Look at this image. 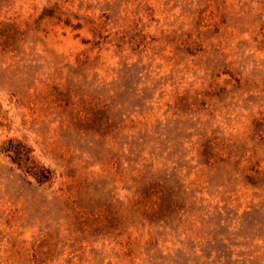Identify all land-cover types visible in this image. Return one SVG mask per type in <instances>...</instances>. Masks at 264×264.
Returning a JSON list of instances; mask_svg holds the SVG:
<instances>
[{
  "label": "rangeland",
  "instance_id": "1",
  "mask_svg": "<svg viewBox=\"0 0 264 264\" xmlns=\"http://www.w3.org/2000/svg\"><path fill=\"white\" fill-rule=\"evenodd\" d=\"M0 264H264V0H0Z\"/></svg>",
  "mask_w": 264,
  "mask_h": 264
},
{
  "label": "trees",
  "instance_id": "2",
  "mask_svg": "<svg viewBox=\"0 0 264 264\" xmlns=\"http://www.w3.org/2000/svg\"><path fill=\"white\" fill-rule=\"evenodd\" d=\"M5 151L12 157L14 162L18 163L19 161H24V166L28 169H33L34 171L32 174H34L37 179H40V182L51 177L52 174L49 168L35 164L30 156L28 147L26 148L24 145H21L20 147L10 146L6 148Z\"/></svg>",
  "mask_w": 264,
  "mask_h": 264
}]
</instances>
